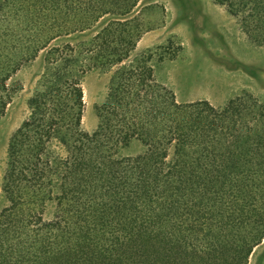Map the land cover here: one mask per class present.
Returning <instances> with one entry per match:
<instances>
[{"label":"trees","instance_id":"1","mask_svg":"<svg viewBox=\"0 0 264 264\" xmlns=\"http://www.w3.org/2000/svg\"><path fill=\"white\" fill-rule=\"evenodd\" d=\"M214 1L264 42V0ZM141 2L0 0V116L45 60L8 145L0 264H249L264 242V102H179L153 83L130 60ZM106 18L89 42L56 43ZM113 68L85 132L84 79Z\"/></svg>","mask_w":264,"mask_h":264},{"label":"rangeland","instance_id":"2","mask_svg":"<svg viewBox=\"0 0 264 264\" xmlns=\"http://www.w3.org/2000/svg\"><path fill=\"white\" fill-rule=\"evenodd\" d=\"M136 14L144 33L130 60L142 62L151 70V81L167 88L179 102L206 100L218 108L237 98L264 102V42L251 36L241 19L225 6L214 0H142ZM107 19L56 43L85 44ZM44 66L42 53L14 77L22 89L0 116V186L9 141L28 117V101ZM115 70H92L84 79L85 132L92 133L99 125L100 109L108 100ZM143 150V144L135 140L123 154L138 155ZM6 203L0 191V210ZM249 264H264V242Z\"/></svg>","mask_w":264,"mask_h":264},{"label":"bare ground","instance_id":"3","mask_svg":"<svg viewBox=\"0 0 264 264\" xmlns=\"http://www.w3.org/2000/svg\"><path fill=\"white\" fill-rule=\"evenodd\" d=\"M221 25V24H220Z\"/></svg>","mask_w":264,"mask_h":264}]
</instances>
